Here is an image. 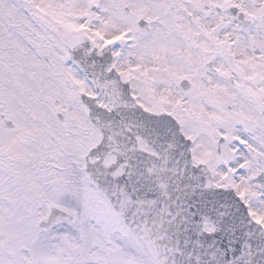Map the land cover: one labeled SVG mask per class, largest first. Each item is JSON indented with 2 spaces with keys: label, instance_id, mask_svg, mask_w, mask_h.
<instances>
[{
  "label": "snow or ice",
  "instance_id": "6c2138e0",
  "mask_svg": "<svg viewBox=\"0 0 264 264\" xmlns=\"http://www.w3.org/2000/svg\"><path fill=\"white\" fill-rule=\"evenodd\" d=\"M0 264H264V0H0Z\"/></svg>",
  "mask_w": 264,
  "mask_h": 264
}]
</instances>
